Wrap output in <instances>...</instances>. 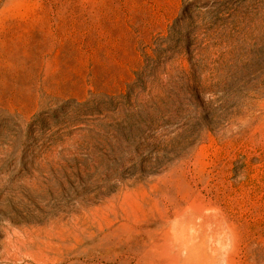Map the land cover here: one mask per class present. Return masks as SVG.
Instances as JSON below:
<instances>
[{"label": "rangeland", "instance_id": "obj_1", "mask_svg": "<svg viewBox=\"0 0 264 264\" xmlns=\"http://www.w3.org/2000/svg\"><path fill=\"white\" fill-rule=\"evenodd\" d=\"M0 264H264V0H0Z\"/></svg>", "mask_w": 264, "mask_h": 264}, {"label": "clouds", "instance_id": "obj_2", "mask_svg": "<svg viewBox=\"0 0 264 264\" xmlns=\"http://www.w3.org/2000/svg\"><path fill=\"white\" fill-rule=\"evenodd\" d=\"M238 178H240V177H238Z\"/></svg>", "mask_w": 264, "mask_h": 264}]
</instances>
